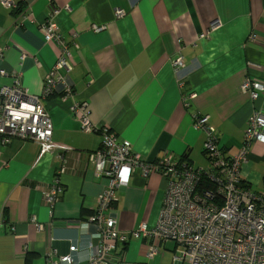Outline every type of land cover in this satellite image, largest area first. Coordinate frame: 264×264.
Here are the masks:
<instances>
[{
  "label": "crops",
  "instance_id": "obj_1",
  "mask_svg": "<svg viewBox=\"0 0 264 264\" xmlns=\"http://www.w3.org/2000/svg\"><path fill=\"white\" fill-rule=\"evenodd\" d=\"M13 1L12 10L0 3V70L7 74L2 82L12 84L17 71L29 94H41L59 56L57 45L44 41L43 25L58 7L56 22L71 55L69 71L60 75L72 97L62 98L57 85L43 101L51 142L65 151L39 158L32 141L0 145V264H48L50 252L54 260L69 255L71 262L62 264H84L89 245L98 242L99 230L88 218L108 179L97 176L89 155L101 148V135L81 131L82 114L69 111L74 102L85 103L91 124L128 141L142 161L169 155L203 170L209 167L206 135L193 129L196 116L208 118L217 146L231 157L243 143L248 117L264 113V90L254 100L241 90L245 80L264 87V0ZM215 21L219 26L199 38ZM176 59L183 68H175ZM189 94L194 97L186 101ZM240 172L254 193L264 192V143L250 146ZM55 177L62 192L50 212L43 193ZM164 189L159 174L134 169L109 208L117 230L129 235L141 224L154 226ZM32 217L42 231L35 232ZM150 243L127 236L126 260L185 264L173 259L166 243L146 261ZM71 246L76 250L70 252Z\"/></svg>",
  "mask_w": 264,
  "mask_h": 264
},
{
  "label": "built area",
  "instance_id": "obj_2",
  "mask_svg": "<svg viewBox=\"0 0 264 264\" xmlns=\"http://www.w3.org/2000/svg\"><path fill=\"white\" fill-rule=\"evenodd\" d=\"M54 1V0H49ZM6 9H15L13 0H0ZM58 7L54 8L43 25L44 41L54 43L59 49V56L47 73L41 94L31 95L19 83L20 73H12V84L2 82L7 74L0 70V145L7 146L12 140L32 141L39 145V155L61 153L66 149L52 144V124L43 101L51 98L57 85H62V98L72 97L70 87L64 82L60 71L68 72L67 59L71 56L66 41L56 22ZM123 13L116 12L121 18ZM219 26L216 21L210 25L205 38ZM101 27H94L99 31ZM175 68H183L180 59L173 62ZM241 90L252 99L257 92L264 90L257 82L245 80ZM189 94L186 101L193 99ZM85 103L74 102L70 113L82 114L80 129L91 133L98 131L101 135V148L89 155L90 162L98 177L108 179V185L95 201L97 210L88 221L99 230L96 245H89L91 254L84 264H145L131 263L120 252L127 236L143 237L151 243L146 261L158 256L165 243L173 244V259L186 264H264V192L254 193L241 176V166L247 161L249 148L254 143H264V113L254 111L247 120L244 138L237 153L231 157L223 154L217 146L213 129L208 125V118L196 116L192 127L206 135L203 145L208 169L193 168L189 163L174 160L166 155L152 163L144 162L140 156L131 151L130 143L117 137L107 128L94 127ZM138 168L143 176L151 172L159 174L165 181L164 196L157 221L148 228L141 224L129 235L120 233L116 222L108 212L114 198V192L126 187L131 173ZM63 173V168L57 174ZM206 182L213 189L202 186ZM62 189L60 181L54 178L52 184L43 193L49 211L58 201ZM30 224L35 232L43 226L31 218ZM70 252L76 250L74 246ZM55 253L47 254L48 264L70 263L69 255L57 257Z\"/></svg>",
  "mask_w": 264,
  "mask_h": 264
},
{
  "label": "trees",
  "instance_id": "obj_3",
  "mask_svg": "<svg viewBox=\"0 0 264 264\" xmlns=\"http://www.w3.org/2000/svg\"><path fill=\"white\" fill-rule=\"evenodd\" d=\"M220 151H221L223 154H225L223 148H220ZM203 155H204V157H205V153H204V151H203ZM202 186H207V187L213 189V186H212L211 184L208 185V183H206V182H203V183H202ZM93 215H94V212H93L91 215H89V216H93ZM124 244H125V243H124ZM124 244H123L122 248L120 249V252H124ZM163 245H164V244H163Z\"/></svg>",
  "mask_w": 264,
  "mask_h": 264
},
{
  "label": "rangeland",
  "instance_id": "obj_4",
  "mask_svg": "<svg viewBox=\"0 0 264 264\" xmlns=\"http://www.w3.org/2000/svg\"><path fill=\"white\" fill-rule=\"evenodd\" d=\"M166 244H168V246L170 247V248H172L173 247V244L171 243V242H168V243H166ZM167 250V249H166ZM131 251V250H130ZM125 252V251H124ZM165 253V252H164ZM169 253V252H168ZM170 254V253H169ZM170 258H171V254H170ZM171 262H170V260H169V258H167V260L166 261H164V264H170ZM186 264V263H185Z\"/></svg>",
  "mask_w": 264,
  "mask_h": 264
}]
</instances>
